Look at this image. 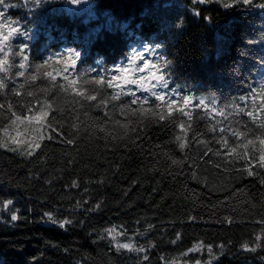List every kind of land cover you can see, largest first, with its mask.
<instances>
[{
    "label": "trees",
    "instance_id": "1",
    "mask_svg": "<svg viewBox=\"0 0 264 264\" xmlns=\"http://www.w3.org/2000/svg\"><path fill=\"white\" fill-rule=\"evenodd\" d=\"M84 1L85 9L67 7L66 0L0 3L2 30L20 29L11 43L17 50L26 45L30 57L27 70L19 69L17 57L16 69L37 76L24 90L18 87L23 77L7 84L0 104L23 103L15 91H32L33 103L50 98L53 109H65L55 112L57 132L46 129L54 139L42 141L32 156L0 147V264H264V168L257 166L259 143L244 147L264 138V129L233 111L234 102L244 106L239 97L250 106L253 93L264 91V0ZM137 53H143L138 64L147 59L162 66L171 90L166 101H175L169 109L151 97L143 107L155 116L142 117L131 96L110 99L118 89L108 88L107 79L121 76L116 69ZM37 65L53 73L67 67L57 85L68 75L97 101L81 108L82 97L53 88ZM100 76L103 87L85 83ZM0 78L7 82L6 74ZM124 88L146 95L136 85ZM183 96L192 99L184 108L188 116L178 110ZM199 99L207 109L195 108ZM124 105L128 110L121 112ZM9 122V113L0 115V129ZM226 127L252 131L237 139L220 132ZM225 138L228 148L219 143ZM7 200L13 203L5 208ZM66 220L71 223L61 228ZM114 225L125 233L115 240L104 231ZM123 242L144 251L117 250Z\"/></svg>",
    "mask_w": 264,
    "mask_h": 264
},
{
    "label": "snow or ice",
    "instance_id": "2",
    "mask_svg": "<svg viewBox=\"0 0 264 264\" xmlns=\"http://www.w3.org/2000/svg\"><path fill=\"white\" fill-rule=\"evenodd\" d=\"M37 3L40 2V0H36ZM247 2V0H246ZM0 3H3V0H0ZM72 3L76 4L79 3V0H72ZM228 5H225L227 7ZM260 7H264V5H260ZM5 27L4 24H0V54H2L3 58H0V74H6L7 75V82L4 78H0V98H2L7 91V84L15 83L17 78L23 77L24 82L19 83L18 87L21 90H24L26 86H29L31 83L37 81V76L33 75L31 77H26L25 76V71H19L15 67V59L17 57H22L19 63V69H25L27 70V63L30 60V57L28 54H26V45H23L19 47L17 50L16 46H14L11 43V38L18 32H20V29L16 27H12L7 31V34L2 30ZM22 35L25 36V39H27L26 34L21 33ZM145 51H148L147 48H145ZM9 52L12 53V60L13 63H9ZM75 56L78 58L79 53H75ZM143 57V53H137L133 56V59L131 63L128 64L127 67H120L117 68L116 71L121 73V76H116L113 75L110 78L107 79V87L108 88H113L115 87L118 89L115 94L111 96L112 101H116L120 99L121 97L125 96H131L132 104H137L138 102L141 104V108L139 109L140 115L143 117L146 114H151L152 116H155L156 113L152 112L151 109H145L143 105L145 103H148L151 99V97H154L156 101H166V95L162 92L156 91L157 88L160 89H168V83L165 80L164 75L160 72V67L156 64L151 63L147 59L144 60L143 62V67H133L135 64V60L141 59ZM61 61H57V63H60ZM72 65L76 64V60L73 59L70 62ZM47 64V61H45V65ZM155 69V71H154ZM36 70L38 72L43 71V75L45 77L50 78V80L53 82L52 87L56 88L58 87L60 91L62 92H71L74 94V99L75 97H82V100L77 101L78 103L81 104V108H84V101H91L95 102L97 101V96L95 95H88L82 88L78 85L77 80L75 79H69L68 75H63L62 79L64 81H67L66 84H59L57 85V77L61 76V73H67L68 68L65 67L62 70H57L55 73L49 72L45 69L44 65H37ZM147 71L148 75L145 77L141 75L139 78L133 77L132 73L133 72H144ZM16 72V77L14 78L11 73ZM122 77V78H121ZM105 77L100 76L98 79L86 81V84H95V85H100L103 87L105 84ZM152 81H155V83H152ZM115 82V83H114ZM125 85H136L137 90L141 91L143 93H146L142 98L137 96L136 91H133L132 89H127L125 90L124 86ZM262 89H264V83L261 85ZM46 91H51V88L47 89ZM173 92H176L175 90H172ZM15 96L21 97L23 99V103L17 102V104L14 106L12 103H8L7 105L5 104H0V115H5L6 113L10 114V122H9V127L8 128H3L0 129V136L3 138L0 139V147H9V144L15 145L14 148H12V151H17L19 150L22 155H27V156H32L38 149H41L42 147V141L45 139L47 140H53L54 137L52 135H47L45 136L43 134V130L45 129H51L53 132H57V128L53 127L54 122L56 121V116L55 112L59 111L60 113H65L64 108H58V109H53L52 103L49 102V99H45L43 101L36 99L35 103L32 102V100H29L28 98H33L35 99L36 94L32 91H15ZM183 107L179 108L178 110L183 112L185 116H188V112L184 111V108H186L189 104H191L192 99L188 96H183ZM215 98H213L214 100ZM239 101L243 102L244 106H236V103L234 102L233 104V111L236 114H246L247 117L252 121V123L256 124L259 129H264V91L261 93H253L251 101H250V106L249 102L246 100L244 96L239 97ZM167 105L169 109H171L175 101L172 99H168ZM103 105L102 103L96 104V107L99 108ZM15 108H19L21 110H26V114H17V112L14 110ZM88 108L91 107V105H87ZM115 107V105H113ZM159 107V105H158ZM208 108V104L205 102L204 99H199L198 103L195 105V108ZM128 110V105H124L120 111L124 112ZM217 109L215 106L212 107L211 112H216ZM221 114H223V109L220 110ZM87 115V111L84 113ZM133 115L136 113L133 112ZM171 113H169L170 115ZM211 114V113H209ZM69 118L66 115L61 116V119H66ZM76 119H79L77 116ZM159 119L161 121L165 120L166 117L161 114L159 116ZM191 119V117H189ZM118 123V122H117ZM217 124L220 123V121L216 122ZM232 121H229V124H231ZM236 123L239 125L241 124V121H236ZM60 128H63V125L59 126ZM73 128H77L79 130V127L77 124L72 125ZM123 128L126 130L128 129V125H122ZM184 125H181V128H183ZM9 128L12 131H9ZM23 129V131L21 130ZM103 131V128L100 129ZM133 132H135V129H132ZM210 131H214V129H210ZM252 131L251 128L248 129L247 132L243 131H238L236 128L233 127H226V128H221L220 132L223 134L225 132H230L233 137H236L237 139L243 137L247 138L248 133ZM12 132H15V135H12ZM127 134V131L125 132ZM177 140L179 141V147L181 150H183L186 145L183 140L182 136H178ZM258 142L260 145V157H259V164L257 165L260 168H264V138H261L260 136H257L255 140H247V144L244 145L245 148H247L248 145H255V143ZM66 143L71 145L74 143L73 139H68L66 140ZM222 147L228 148V139H221L219 141ZM209 151H212V149H209ZM231 151L233 153L236 152L235 148H232ZM180 161L177 160H172V164L177 165L180 164ZM253 171L251 169L248 170V175L251 176L253 175ZM195 178V177H194ZM73 187H77V182L73 181L72 182ZM13 203L12 200H7L4 201V206L7 208L8 205H11ZM77 207H80L78 204ZM97 208L99 207V204L96 206ZM45 217H47V220L56 223V220L53 218V215L51 213H45ZM18 219L16 214L11 215V220L16 221ZM189 219H196V217L190 216ZM225 220L228 222H231V217H225ZM70 220H66L63 222L59 223V226L61 228L65 227V224H70ZM122 227V226H121ZM149 229L152 228V225L148 226ZM109 237H112L113 240L117 236L124 235L125 233L118 232L117 227L114 225L111 228H106L104 230ZM179 233L177 234V239H179ZM257 240L260 239V236L256 237ZM175 242V241H173ZM117 250L119 249H128L130 251H144V249L140 248L137 249L132 243H117L116 245ZM247 247V245H245ZM211 252V247L208 249ZM254 250V249H252ZM147 257H145L146 259Z\"/></svg>",
    "mask_w": 264,
    "mask_h": 264
},
{
    "label": "rangeland",
    "instance_id": "3",
    "mask_svg": "<svg viewBox=\"0 0 264 264\" xmlns=\"http://www.w3.org/2000/svg\"><path fill=\"white\" fill-rule=\"evenodd\" d=\"M65 4H66L67 7H74V8L75 7H79L80 9H85L86 8V2L84 0H79V3H76V4L72 3V0H66V3ZM132 59L133 58L131 57V59L128 61V64L131 63ZM128 64L125 67H127ZM133 67H140V68H142L143 67V64L142 63L141 64H138L137 60H135V64L133 65ZM154 71H155V69H154ZM141 75L147 76L148 75V72L147 71H144L142 73L141 72H133L132 73V76L133 77H136V78H139ZM152 83H155V81H152ZM156 91L162 92L164 94L166 93L167 96H170L171 95V90L170 89L167 90V89L157 88ZM21 130L23 131V129H21ZM9 131H12V130L9 128ZM46 133H47V130L46 129L43 130V134L46 135ZM15 134H16L15 132H12V135H15ZM14 147H15V145L9 144V147H2V148L8 150V149H12ZM17 151L20 152L19 150H17ZM123 243H128V242H123Z\"/></svg>",
    "mask_w": 264,
    "mask_h": 264
},
{
    "label": "clouds",
    "instance_id": "4",
    "mask_svg": "<svg viewBox=\"0 0 264 264\" xmlns=\"http://www.w3.org/2000/svg\"><path fill=\"white\" fill-rule=\"evenodd\" d=\"M164 77H165V75H164ZM165 80H166L167 83H169V81H168V79H166V77H165Z\"/></svg>",
    "mask_w": 264,
    "mask_h": 264
}]
</instances>
